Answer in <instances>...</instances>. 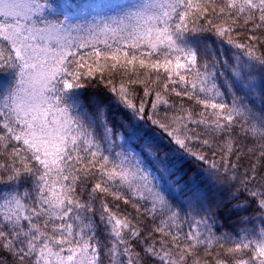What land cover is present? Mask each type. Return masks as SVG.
Here are the masks:
<instances>
[{
	"label": "snow or ice",
	"instance_id": "1",
	"mask_svg": "<svg viewBox=\"0 0 264 264\" xmlns=\"http://www.w3.org/2000/svg\"><path fill=\"white\" fill-rule=\"evenodd\" d=\"M0 264H264V0H0Z\"/></svg>",
	"mask_w": 264,
	"mask_h": 264
},
{
	"label": "trees",
	"instance_id": "2",
	"mask_svg": "<svg viewBox=\"0 0 264 264\" xmlns=\"http://www.w3.org/2000/svg\"><path fill=\"white\" fill-rule=\"evenodd\" d=\"M233 223V221L230 220H225L224 221V228L222 229V231H231L232 229L229 227V225H231Z\"/></svg>",
	"mask_w": 264,
	"mask_h": 264
}]
</instances>
